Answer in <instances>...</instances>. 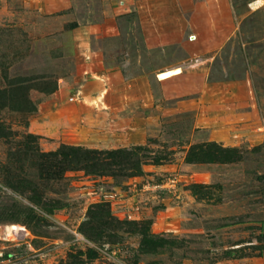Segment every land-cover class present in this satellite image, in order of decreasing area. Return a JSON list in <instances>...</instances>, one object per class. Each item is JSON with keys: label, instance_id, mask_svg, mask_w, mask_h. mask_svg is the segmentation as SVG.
I'll use <instances>...</instances> for the list:
<instances>
[{"label": "rangeland", "instance_id": "1", "mask_svg": "<svg viewBox=\"0 0 264 264\" xmlns=\"http://www.w3.org/2000/svg\"><path fill=\"white\" fill-rule=\"evenodd\" d=\"M251 1L203 69L198 48L147 49L131 0H0V264H264ZM206 142L235 160L188 163Z\"/></svg>", "mask_w": 264, "mask_h": 264}, {"label": "crops", "instance_id": "2", "mask_svg": "<svg viewBox=\"0 0 264 264\" xmlns=\"http://www.w3.org/2000/svg\"><path fill=\"white\" fill-rule=\"evenodd\" d=\"M131 3L139 11L147 49L177 42L183 48L200 49L198 57L203 61L206 54L214 53L227 41L230 33L226 25L232 13L230 0H131ZM187 32L195 33L191 38L197 44L186 38ZM205 63L198 67L206 68Z\"/></svg>", "mask_w": 264, "mask_h": 264}, {"label": "trees", "instance_id": "3", "mask_svg": "<svg viewBox=\"0 0 264 264\" xmlns=\"http://www.w3.org/2000/svg\"><path fill=\"white\" fill-rule=\"evenodd\" d=\"M233 154V155H232ZM235 150L233 148H225L216 142H206L193 145L188 152V163H213L221 159V161L232 162L235 160ZM202 192H196V194ZM5 220V219H4ZM18 222L19 220H14ZM6 222V221H5ZM11 222V221H10ZM146 237V236H145ZM151 244V240L146 239ZM155 245V243H153Z\"/></svg>", "mask_w": 264, "mask_h": 264}, {"label": "built area", "instance_id": "4", "mask_svg": "<svg viewBox=\"0 0 264 264\" xmlns=\"http://www.w3.org/2000/svg\"><path fill=\"white\" fill-rule=\"evenodd\" d=\"M249 5H250L251 9H253V8H254V10L260 9V8L264 7V0H253L249 3ZM109 197H112V199H114L115 195L109 194L106 196V199L108 200ZM129 216H130V218H133L132 213H130ZM21 231H22V235H24V233H25L24 230H21ZM25 239H27V236H23V240H24L23 244H25V245L27 244V246L30 245L28 241H25Z\"/></svg>", "mask_w": 264, "mask_h": 264}, {"label": "bare ground", "instance_id": "5", "mask_svg": "<svg viewBox=\"0 0 264 264\" xmlns=\"http://www.w3.org/2000/svg\"><path fill=\"white\" fill-rule=\"evenodd\" d=\"M250 6V5H249ZM251 8V7H250ZM254 9V8H253Z\"/></svg>", "mask_w": 264, "mask_h": 264}]
</instances>
